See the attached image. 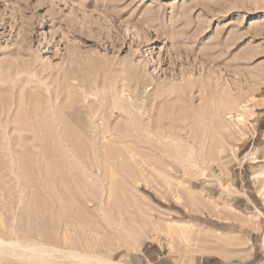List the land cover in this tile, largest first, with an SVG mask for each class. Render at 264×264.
<instances>
[{"label":"rangeland","instance_id":"1","mask_svg":"<svg viewBox=\"0 0 264 264\" xmlns=\"http://www.w3.org/2000/svg\"><path fill=\"white\" fill-rule=\"evenodd\" d=\"M263 243L264 0H0V264Z\"/></svg>","mask_w":264,"mask_h":264},{"label":"bare ground","instance_id":"2","mask_svg":"<svg viewBox=\"0 0 264 264\" xmlns=\"http://www.w3.org/2000/svg\"><path fill=\"white\" fill-rule=\"evenodd\" d=\"M117 103V102H116ZM107 126V125H106ZM98 133V132H97ZM84 134V133H83ZM97 148H98V146H97ZM113 152V151H112ZM109 167H110V165H109ZM112 167V166H111ZM110 169V168H109ZM259 174V173H258ZM259 176H261L260 174H259ZM261 177H263V176H261ZM184 224V223H183ZM179 224H178V222H172V224L170 223V224H168L167 226H166V230H167V232L169 233V235H172L174 232H180L181 234H186L187 233V230L186 229H184L183 227H181L180 225L178 226ZM159 231V230H158ZM127 232H129V231H127ZM177 235V234H176ZM178 235H179V233H178ZM215 237V236H214ZM202 238V237H201ZM219 238V237H218ZM209 239V238H208ZM223 240V239H222ZM12 241H14V240H12ZM12 241H10V242H12ZM79 243V242H78ZM77 243V244H78ZM10 244H12V243H10ZM81 244V243H80ZM264 244V243H263ZM23 250H25V251H29V252H31L32 254H34L33 252L36 250V249H38L37 247H35V245L33 244V243H29V242H27V243H21L20 245H19ZM79 246V245H78ZM78 246H77V248H78ZM83 247V246H82ZM80 248V249H77V256H74V257H77V258H97L99 261H103L102 260V256L101 255H99V256H101V257H99V256H95V254H91V252H92V250H89V249H91V246L89 247V249L88 248ZM41 250H43V253H42V255H49V251L45 248V247H41ZM88 251H91V252H88ZM3 252H5V253H15V254H17V255H21L22 256V252L20 253V252H17L16 251V249L15 250H11V251H7L6 249L5 250H3ZM26 254H28V253H26ZM36 255H34V261H35V263H37V264H39L41 261L40 260H42L43 258L42 257H44V256H41L40 258H39V256L37 255L36 257H35ZM18 257V256H17ZM27 257L28 258H25V259H29V260H31L32 258H31V255H27ZM106 257H107V255H106ZM105 257V258H106ZM44 258H47V257H44ZM24 259V260H25ZM51 260H53L51 263H55V262H58V264H72V262L73 261H71V260H69V258H67V259H64L63 257H61V256H58L57 258H55V259H51ZM111 260V259H110ZM18 261H19V259H18ZM42 261H44V260H42ZM45 261H46V259H45ZM86 261V260H85ZM13 262H14V260H13ZM87 262V261H86ZM103 262H108V260H105V261H103ZM47 263V262H46ZM55 264H57V263H55ZM83 264V263H82ZM85 264V263H84ZM92 264V263H91ZM103 264V263H102Z\"/></svg>","mask_w":264,"mask_h":264},{"label":"crops","instance_id":"3","mask_svg":"<svg viewBox=\"0 0 264 264\" xmlns=\"http://www.w3.org/2000/svg\"><path fill=\"white\" fill-rule=\"evenodd\" d=\"M154 247L157 249V246L155 245H148L146 247V253H141L140 256L142 257L138 256L137 258L144 259L148 264H180L173 258L169 257V255H160V253L156 254ZM246 260H250V257H248ZM190 264H233V262L231 260L219 258L217 255L203 254L195 256L194 260H192Z\"/></svg>","mask_w":264,"mask_h":264}]
</instances>
